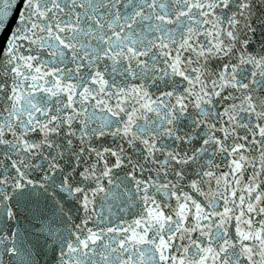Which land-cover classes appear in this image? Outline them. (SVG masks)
I'll return each mask as SVG.
<instances>
[{
	"label": "snow or ice",
	"instance_id": "snow-or-ice-1",
	"mask_svg": "<svg viewBox=\"0 0 264 264\" xmlns=\"http://www.w3.org/2000/svg\"><path fill=\"white\" fill-rule=\"evenodd\" d=\"M0 264H264V0H0Z\"/></svg>",
	"mask_w": 264,
	"mask_h": 264
}]
</instances>
